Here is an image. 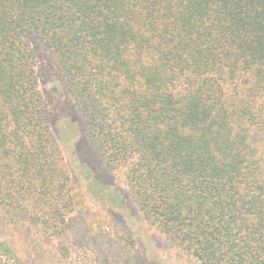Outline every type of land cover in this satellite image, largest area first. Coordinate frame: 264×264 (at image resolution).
Wrapping results in <instances>:
<instances>
[{"label": "trees", "instance_id": "obj_1", "mask_svg": "<svg viewBox=\"0 0 264 264\" xmlns=\"http://www.w3.org/2000/svg\"><path fill=\"white\" fill-rule=\"evenodd\" d=\"M30 38L158 246L190 264H264V0H0V220L66 241L79 218L94 228ZM115 225L104 264H147ZM13 246L0 240V264H24Z\"/></svg>", "mask_w": 264, "mask_h": 264}, {"label": "rangeland", "instance_id": "obj_2", "mask_svg": "<svg viewBox=\"0 0 264 264\" xmlns=\"http://www.w3.org/2000/svg\"><path fill=\"white\" fill-rule=\"evenodd\" d=\"M29 42L37 56L38 86L51 129L63 151L73 184L83 191L81 203L91 214L94 232L89 234V227L79 218L74 221L72 235L66 241L49 237L31 242V237L23 229L16 227L13 230L0 220V240L14 245L15 253L24 264H104L106 233L111 235L113 232L109 226L111 222L114 226L118 223L123 232L130 233L135 242L133 252H140L147 264H190L157 245L127 195L123 173L106 170L89 148L86 122L75 106L51 52L37 39L30 38ZM83 208L80 212L85 216ZM98 219L107 221V228H97Z\"/></svg>", "mask_w": 264, "mask_h": 264}]
</instances>
